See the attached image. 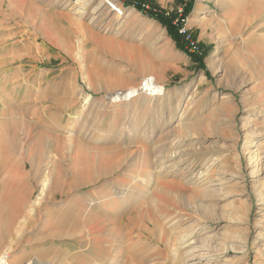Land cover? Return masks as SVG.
<instances>
[{
    "label": "rangeland",
    "instance_id": "rangeland-1",
    "mask_svg": "<svg viewBox=\"0 0 264 264\" xmlns=\"http://www.w3.org/2000/svg\"><path fill=\"white\" fill-rule=\"evenodd\" d=\"M108 1L0 0V217L15 187L36 206L1 228L15 241L0 260L264 264V0H195L184 29L205 70L129 0H115L121 17ZM150 1L181 13L175 0ZM148 77L160 97L114 101ZM189 167L205 177L187 182ZM88 192L91 206L126 222L98 232L118 239L99 262L84 223L72 229V216L63 235L52 225L56 208Z\"/></svg>",
    "mask_w": 264,
    "mask_h": 264
},
{
    "label": "bare ground",
    "instance_id": "bare-ground-1",
    "mask_svg": "<svg viewBox=\"0 0 264 264\" xmlns=\"http://www.w3.org/2000/svg\"><path fill=\"white\" fill-rule=\"evenodd\" d=\"M111 3L113 4L114 2H111ZM261 4H262V6H259ZM258 6H259L258 7V9H259L258 16L264 15V4H263V1H261V3L259 2ZM124 14H125V11H123V15ZM131 92H134V93L116 94V96L114 97V101L118 102V103H126V102L130 101V99H132L133 97L141 95L140 93L137 94V92H139V90L138 91H131ZM162 93H163V89L158 87V88L155 89V94L153 95V93H152L151 96H154V97L158 98V97H160L162 95ZM12 120H13V118H12ZM12 120L11 119L8 120V121L5 120L2 123V125H1L2 129H5V131H6L9 126L15 125V122H13ZM23 125H25V123H23ZM4 133H6V132H4ZM3 136H5V134H3ZM11 146L12 145H9V143L6 145L8 152H11V150H12ZM178 152L179 151H177V153L175 154V157L180 156ZM198 157H200V155ZM181 158H182V156H181ZM201 158H203V157H201ZM180 159H178V160L175 159V160L179 161ZM186 159H188V158H186ZM162 160H163V158H162ZM166 160H168L167 161L168 163H172L173 162V159L171 157L166 159ZM175 160H174V162H175ZM164 162H166V161H164ZM164 164L165 163H160L159 165H161V167H163V166H165ZM172 164L166 165L165 166V170L169 169V168L171 170H174V165L172 166ZM201 166L196 168V169L204 170L205 169L204 163H202ZM176 167H178V166H176ZM190 167H191V165H190ZM190 167H189V169H188V171L186 173V181L187 182H191L193 180H198V179H201V178L205 177L204 172H200V171L196 172L197 170L194 171L193 168L191 169ZM167 173H168V171L166 172V174ZM20 180L22 181V178ZM88 183H90V182H88ZM88 183L81 185L80 189H84L87 186ZM77 184H78L77 180L72 178V182L70 183V185L72 187L73 186L76 187ZM22 195H23L22 188H17V187H15V189L12 190L11 193L9 194V199L7 201L6 206H7V209L9 210L10 214L7 217H3V218L0 217V231H1V228H3L4 226H6L7 228H13V227L15 228L16 225L17 226L21 225V224H18L19 217L23 213H25V211L32 212V211L35 210L36 206L34 204L28 205L25 200H22V198H23ZM95 196H97V195H94L93 192H88L84 196H78L74 200L75 201L74 206L71 207L67 211H62L61 209L56 208V211L53 213V216H55L57 213H60L61 219H60V221L58 223L57 222L55 223V221H54L52 223V225L56 228V230H60L61 231V235H63V233L65 231L64 228L67 227L69 219H71L72 216H75L73 224L71 225L72 229H74V230L77 229L78 226H79L78 223H80V224L84 223L85 227L87 228V231L89 233H91V235H92V237H89L90 238L89 239L90 240V244H89V248H88L87 251L89 252V254H91V256L95 252L93 254V256H92V260H94L95 262H99V261H103L105 259L107 245L109 243L111 244V242H113V243L118 242L117 241L118 239L114 240V238H112L109 235L104 237L101 234L100 236H98V232L101 233L103 228H105V225L110 223L111 221H112V225H111L112 227L110 228V230L116 232V230H120L121 228H123L124 227V223L126 225V222L124 221V218H123L122 219L123 222L120 225V223H117V221L114 222L115 221L114 218L117 216V213L109 215L108 213H106L104 211H100L98 207L91 206L89 202ZM81 220H83V222H81ZM118 221H119V219H118ZM22 224H25L27 229H33L35 227L34 221L29 220V219H25V218H23V223ZM93 232H96L97 234H95V233L93 234ZM14 238L15 237L12 234L8 238L7 235H5L4 232H1V234H0V246L2 244H5L8 239H10V241H13V240L15 241ZM197 245H198L197 241H190V243H188V245L184 246V248L187 247V249L191 251V250H195ZM2 261L3 260H0V263Z\"/></svg>",
    "mask_w": 264,
    "mask_h": 264
},
{
    "label": "trees",
    "instance_id": "trees-1",
    "mask_svg": "<svg viewBox=\"0 0 264 264\" xmlns=\"http://www.w3.org/2000/svg\"><path fill=\"white\" fill-rule=\"evenodd\" d=\"M195 0H175L174 5L182 8L181 13L176 11H162L155 7L150 0H129L127 7L143 13L146 17L156 21L166 32L167 37L174 43L175 48L184 53L189 60L196 65V69L205 70L203 64V53L191 51L186 40V35L180 33L185 27V21L190 16ZM190 40L193 38L189 34ZM194 43V42H193ZM206 73V72H205Z\"/></svg>",
    "mask_w": 264,
    "mask_h": 264
},
{
    "label": "built area",
    "instance_id": "built-area-1",
    "mask_svg": "<svg viewBox=\"0 0 264 264\" xmlns=\"http://www.w3.org/2000/svg\"><path fill=\"white\" fill-rule=\"evenodd\" d=\"M111 2H114V3L112 4ZM106 6H107L108 11L114 14L115 17H121L123 15L122 7L118 4V2H115V0H109L108 2H106ZM180 33L186 35V40L188 42L190 50L197 51V48L195 44L190 40L189 34L186 31V29H182ZM158 87L159 86L156 85L153 78L148 77L146 79H143L142 82L140 83L139 91L142 95L151 96L152 93L153 95L155 94V89ZM0 264H7V263L5 259H3V261Z\"/></svg>",
    "mask_w": 264,
    "mask_h": 264
},
{
    "label": "crops",
    "instance_id": "crops-1",
    "mask_svg": "<svg viewBox=\"0 0 264 264\" xmlns=\"http://www.w3.org/2000/svg\"><path fill=\"white\" fill-rule=\"evenodd\" d=\"M173 2H174V0H173ZM194 3H195V1H194ZM194 7V6H193ZM193 10V9H192ZM193 65H195L194 63H193Z\"/></svg>",
    "mask_w": 264,
    "mask_h": 264
}]
</instances>
